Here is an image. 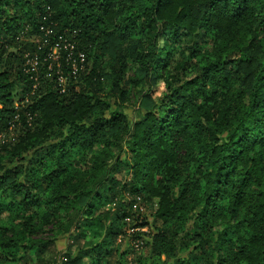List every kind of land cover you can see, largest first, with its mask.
<instances>
[{
	"label": "trees",
	"instance_id": "16d2710c",
	"mask_svg": "<svg viewBox=\"0 0 264 264\" xmlns=\"http://www.w3.org/2000/svg\"><path fill=\"white\" fill-rule=\"evenodd\" d=\"M102 77L121 103L140 88L135 115ZM6 139L0 264L46 254L48 225L77 245L58 264H264V0H0Z\"/></svg>",
	"mask_w": 264,
	"mask_h": 264
},
{
	"label": "rangeland",
	"instance_id": "374dc122",
	"mask_svg": "<svg viewBox=\"0 0 264 264\" xmlns=\"http://www.w3.org/2000/svg\"><path fill=\"white\" fill-rule=\"evenodd\" d=\"M36 42H39V40H37ZM204 47L205 49H208L210 47V42L207 41ZM85 68L86 67H84L82 71H85ZM133 77H134V69L129 63V66L125 73V79L129 80L130 78H133ZM104 79L105 77H102L101 82H102L104 89L103 91L100 92V94L104 98L110 101L112 105L110 112L114 111L116 108H120L122 112L128 117L135 115V113L137 112V108H138L136 97L138 96L140 92V88L138 89L135 88L133 83H130V86L127 85L126 91L128 92V96L126 97L127 98L126 101L124 103H121L120 101H117V99L113 98V96L109 92V90L111 89L109 87L110 84L108 81ZM9 137H11V134ZM7 142L8 140L6 139L3 141L1 140L0 143L2 144V143H7ZM75 150L76 151H74L73 153H70V158H69L70 160L79 159L81 161L82 159L86 157L87 155L86 153L79 152V149H75ZM47 162L49 161L47 160ZM124 200H126V197L123 198L121 202H123ZM157 209H158L157 200H153L152 204H144L142 202L137 201L136 203H133L132 205V212L139 213L141 216L140 219L142 218L150 219L151 216L155 214ZM125 223L128 224L129 219H126ZM146 231L147 229L141 230V232H146ZM58 232H60L59 227L57 228L55 225H48L44 229V231H42L41 233L37 235L38 239L40 240H46V241L53 240L52 245L48 248L46 254H44L41 258H36V259L28 256L27 258H24V260L20 261L19 264H58L59 262L58 260H61L67 251L74 253L76 250L75 247L77 245L72 243L73 242L72 235H70V233L60 235V233ZM126 232L128 236L134 233V231L130 229H126ZM125 239L126 240H123L122 242H121L122 239L116 242L119 251L122 253L126 252L125 257H124L125 262H128V263L130 261L132 262L134 259L142 256L143 254H146V251L142 249L141 241L133 240L130 237H127ZM33 261H36V262H33Z\"/></svg>",
	"mask_w": 264,
	"mask_h": 264
},
{
	"label": "built area",
	"instance_id": "2783aa9c",
	"mask_svg": "<svg viewBox=\"0 0 264 264\" xmlns=\"http://www.w3.org/2000/svg\"><path fill=\"white\" fill-rule=\"evenodd\" d=\"M40 31L41 32H44L45 37L52 35V29L51 28L50 29H47L45 27H41ZM63 37L64 36H60L58 38V45L54 46V48L52 50V52H53L52 56L56 60L57 57H58L59 45L60 44H64L66 46V48L69 49V55H68V57H69V59H71V66H72L71 68H72V71L75 73L78 70L83 69V64L85 62V56H84V54H82V53L79 52L78 54H76V59H75L74 52H73V49H74L73 48V45L72 44H69V40L70 39L69 40L68 39H62ZM46 43H47V39H45L43 41V44H46ZM29 65L33 68V67H35V62H34V64L31 63V62H29Z\"/></svg>",
	"mask_w": 264,
	"mask_h": 264
}]
</instances>
